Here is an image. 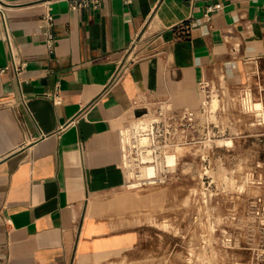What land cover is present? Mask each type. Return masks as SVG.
<instances>
[{"label":"crops","instance_id":"crops-1","mask_svg":"<svg viewBox=\"0 0 264 264\" xmlns=\"http://www.w3.org/2000/svg\"><path fill=\"white\" fill-rule=\"evenodd\" d=\"M2 2L0 264L123 257L175 190L129 185L123 129L155 104L198 111L210 84L243 85L250 67L264 75V0Z\"/></svg>","mask_w":264,"mask_h":264},{"label":"rangeland","instance_id":"rangeland-1","mask_svg":"<svg viewBox=\"0 0 264 264\" xmlns=\"http://www.w3.org/2000/svg\"><path fill=\"white\" fill-rule=\"evenodd\" d=\"M206 90L196 129L175 136L171 128L170 148L149 162L138 140L154 122L169 120L163 105L147 109L144 126L134 117L123 129L129 185L175 190L150 215L141 245L105 264H264V75L250 67L243 85L222 81ZM169 156L175 161L168 167ZM147 166L155 167L151 178L141 176Z\"/></svg>","mask_w":264,"mask_h":264},{"label":"built area","instance_id":"built-area-1","mask_svg":"<svg viewBox=\"0 0 264 264\" xmlns=\"http://www.w3.org/2000/svg\"><path fill=\"white\" fill-rule=\"evenodd\" d=\"M70 5V9L75 11V10H93V11H100L106 2V0H67ZM127 3H130L132 0H126ZM7 9L8 7L0 0V21L3 22L5 29L7 31V37L9 42L11 43V35L9 31V26H8V15H7ZM47 21L50 22L52 21V17L49 16L47 18ZM55 38L53 35H49V41L48 43L52 45L54 42ZM11 52H12V66L17 74V76H20L23 71L25 70V63L23 62H17L14 51L12 48V45L10 44ZM163 105V108L166 109L167 113L169 114V120L166 122H154L151 126V129L143 132L144 136L148 137L149 139L152 138L155 134H157V143L152 141L151 145H144V144H139V150L141 153V159L142 162H149L152 160V154L156 153L157 150L161 152H166L167 149L170 148L171 144H169L168 140V135L171 134V128L174 131V135H179L180 133L185 131V127H192V129H196V120H197V110H191V109H184V110H174L171 108L168 104H161ZM146 111H143L145 115ZM143 115L138 116L137 120ZM147 115V114H146ZM173 122H175L173 124ZM184 122V124H183ZM143 135V134H142ZM144 138V139H148ZM178 146L181 145L180 139L177 140L176 143ZM122 146H123V132H122ZM124 152V149H123ZM169 167V166H168Z\"/></svg>","mask_w":264,"mask_h":264},{"label":"bare ground","instance_id":"bare-ground-1","mask_svg":"<svg viewBox=\"0 0 264 264\" xmlns=\"http://www.w3.org/2000/svg\"><path fill=\"white\" fill-rule=\"evenodd\" d=\"M147 117H143V118H139L138 121H143L141 124L142 126H144V122L146 121ZM145 127H142L141 129H143ZM140 144H145L146 143V139L142 138L138 140ZM175 161V157L174 156H169L167 159V163L169 164L168 166H170L173 162ZM155 175V167L154 166H147V168H145V170L142 173V177L145 178H151Z\"/></svg>","mask_w":264,"mask_h":264},{"label":"water","instance_id":"water-1","mask_svg":"<svg viewBox=\"0 0 264 264\" xmlns=\"http://www.w3.org/2000/svg\"><path fill=\"white\" fill-rule=\"evenodd\" d=\"M143 114H144V112H139V113H137V116H141Z\"/></svg>","mask_w":264,"mask_h":264}]
</instances>
